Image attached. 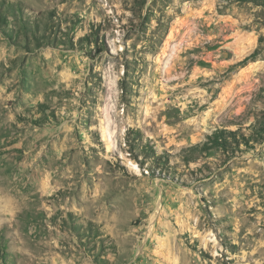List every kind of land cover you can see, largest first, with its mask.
<instances>
[{
  "label": "rangeland",
  "instance_id": "obj_1",
  "mask_svg": "<svg viewBox=\"0 0 264 264\" xmlns=\"http://www.w3.org/2000/svg\"><path fill=\"white\" fill-rule=\"evenodd\" d=\"M4 244L264 264V0H0Z\"/></svg>",
  "mask_w": 264,
  "mask_h": 264
},
{
  "label": "trees",
  "instance_id": "obj_2",
  "mask_svg": "<svg viewBox=\"0 0 264 264\" xmlns=\"http://www.w3.org/2000/svg\"><path fill=\"white\" fill-rule=\"evenodd\" d=\"M2 16V14H1ZM130 135H131V130H129V133H128V139H129V142L132 140H130ZM139 138V137H138ZM6 245H0V262L3 261L5 258H6Z\"/></svg>",
  "mask_w": 264,
  "mask_h": 264
}]
</instances>
